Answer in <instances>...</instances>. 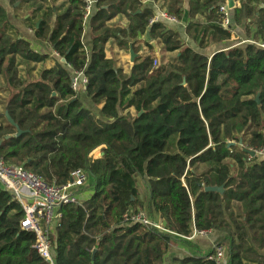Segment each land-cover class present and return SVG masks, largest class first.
Returning a JSON list of instances; mask_svg holds the SVG:
<instances>
[{"label":"trees","instance_id":"trees-1","mask_svg":"<svg viewBox=\"0 0 264 264\" xmlns=\"http://www.w3.org/2000/svg\"><path fill=\"white\" fill-rule=\"evenodd\" d=\"M11 1L19 3L15 11L28 12L26 27L64 65L45 69L48 56L20 38L0 7V78L15 92L6 105L15 126L0 118V159L49 185H64L75 171L92 182L86 202L61 211L55 264H164L174 237L123 223L125 214L142 208L138 179H146L149 203L166 230L182 237L216 232L217 246L227 247L226 264H264V51L249 44L208 58L153 22L146 0H95L87 52L83 0ZM153 1L181 20L182 0ZM234 1V23L248 21L247 34L262 40L264 0ZM224 2L189 0L186 33L199 48L230 40L221 26ZM116 16L128 24H110ZM146 34L159 60L145 40L146 52L123 75L106 45ZM72 73L85 76V97L101 119L71 90ZM21 218V208L0 188V264H46L33 250L35 236L19 229ZM208 255L173 263L214 264Z\"/></svg>","mask_w":264,"mask_h":264},{"label":"built area","instance_id":"built-area-1","mask_svg":"<svg viewBox=\"0 0 264 264\" xmlns=\"http://www.w3.org/2000/svg\"><path fill=\"white\" fill-rule=\"evenodd\" d=\"M83 1L85 8L82 21L86 25L95 11V0ZM220 12L224 17L221 26L229 32L228 11L221 7ZM161 20L175 21L158 8V16L154 17L153 22H161ZM251 44L264 51V38L256 43L251 42ZM66 67L68 70L70 69L68 65ZM86 85L87 80L83 73H72L70 88L75 94L85 93ZM260 155L263 156L264 153L262 152ZM88 180L87 174L75 171L69 175L68 181L64 185H49L40 177L26 171L23 166L8 164L0 159V188L8 193L21 208L22 218L19 222V229L35 236L33 250L46 264H55L53 236L62 218L61 211L63 207L79 205L77 194L83 190ZM122 219L124 224H139L184 242H193L197 238L207 237L211 233V231L193 230L187 237L178 236L166 230L164 226L152 222L140 211L135 214H125ZM207 260L214 264H226L225 248L215 246L212 254L207 256Z\"/></svg>","mask_w":264,"mask_h":264},{"label":"crops","instance_id":"crops-1","mask_svg":"<svg viewBox=\"0 0 264 264\" xmlns=\"http://www.w3.org/2000/svg\"><path fill=\"white\" fill-rule=\"evenodd\" d=\"M152 1L153 0H148V1L146 0V2L143 1L142 6L144 8L146 7L151 8L154 11V17L155 16L157 17L159 7H157L156 3ZM224 3L225 4L223 5V7L227 9L229 15V21H230L229 32L231 34V38L230 40L220 41V42H212L211 40H209L207 42V46L204 49L199 48L198 43L195 41V39L192 36V33L189 35H187L186 33V27L191 22V20L188 18L189 0H182L181 8L183 11L182 14L183 16L180 21L168 22L165 20H161V23H163L168 30L175 32L179 36L180 41L186 48H189L197 52L198 54L204 55L208 58H211V56L216 52L228 51L231 49H242L245 46L251 44V42L256 43L261 41L260 40L261 38L255 41L250 35L247 34L246 25L248 21L241 23L240 25H236L234 23L233 11L234 9L239 7V4L234 1L233 2L234 8L232 10H228L227 8L229 4L228 0H225ZM0 7L5 10L9 25L18 31V33L20 34V38L24 41H27L31 45L32 50L37 54L48 56L49 59L44 63L45 69H49L53 67L55 63H58L62 66L64 65L62 60H60L58 56L52 51L49 44L47 42H41L36 40L33 32L26 27L25 22L29 17V14L26 10L15 11V8L17 7H14V5L12 6L11 0H0ZM54 22L55 19L52 20V23L50 25L51 28L54 25ZM193 22H198L200 24H203L204 19L201 17H195L193 19ZM88 25L89 23L85 25V29L82 35V43L87 52L90 50L92 44L91 32ZM118 25L126 26V24H123V22L118 23ZM108 46L109 43L106 45L108 58L114 61V63L115 62L117 63L119 60L122 62L124 59V54H122L119 50H113L114 54L111 55V53L108 52V48H109ZM130 59L131 58L129 57V60ZM130 64L131 65L129 67L128 75H130L131 67L133 65L132 62ZM118 65L119 64H117V66ZM120 70L124 71V69H120ZM0 81L1 83H3L1 78ZM78 95L82 96L81 98H79V101L82 103L84 108L88 111H91L97 118L101 119V115L99 113L100 110L99 107H95L85 97V93ZM84 99L86 102H84ZM136 186L138 190V199L142 203V208L140 209V212H142L152 222L165 227L164 222L154 212L153 207L149 203L150 195L147 190L146 179H138ZM88 189L89 188H87L86 191H82L81 193L77 194L79 204L86 202L91 197L93 190L91 189L89 192H87ZM220 237L221 236L218 233L211 232L210 235H208L207 237L197 238L193 242H184L180 239L173 238L174 243L170 245L169 251L167 255L164 257V264H170L176 259L182 260L184 258L204 257L213 251L214 247L217 246Z\"/></svg>","mask_w":264,"mask_h":264},{"label":"rangeland","instance_id":"rangeland-1","mask_svg":"<svg viewBox=\"0 0 264 264\" xmlns=\"http://www.w3.org/2000/svg\"><path fill=\"white\" fill-rule=\"evenodd\" d=\"M59 2H58V4H59ZM159 4L156 3L157 7L160 6ZM126 20L127 19L125 17L123 18V16H116L110 22V24L118 25V23L123 22V24L127 25L128 21H126ZM120 42H123V43L128 44V45L125 48H120L119 47V43ZM144 43H145V39L143 37H138V39H136V41H133V42L132 41L128 42L126 39H122V38L118 39L117 42L109 41V46H108L109 48L108 47L107 48H108V52H110L111 55L114 54L113 50H119L122 54H124V59H123L122 62L119 60L117 63L116 62L114 63L115 67L117 69H124V71H122L123 75L129 76L128 72H129V67L131 65L130 63L132 62V64H133L134 60L136 58H138V56H140L141 54H144L146 52V48H145ZM135 51H137V53ZM129 57L131 58L130 60H129ZM117 64H119V65L117 66ZM33 79H35V78H33ZM14 94H15L14 91L10 90L5 84L1 83V81H0V118L3 121L7 122L11 126H12V124L9 122V120H7V117H6V107H7L6 105H7V102L9 101V99H11V97ZM77 97L79 99L82 96L81 95H77ZM84 102H86L85 99H84ZM10 164L19 165L16 162H10ZM91 187H92V183H91V179H90V180H88L86 186L84 187V189L82 191H86V189L89 188L87 190V192H89L92 189ZM54 237H55V234H54ZM54 237H53V241H54ZM223 247L227 251V247L225 245H223ZM170 264H174V263L171 262Z\"/></svg>","mask_w":264,"mask_h":264},{"label":"water","instance_id":"water-1","mask_svg":"<svg viewBox=\"0 0 264 264\" xmlns=\"http://www.w3.org/2000/svg\"><path fill=\"white\" fill-rule=\"evenodd\" d=\"M233 2H234L233 0H228V3H229V4H228V7H227L228 10H232V9L234 8V3H233ZM18 5H19V3H16V4H14V7H17ZM145 40H146V42H149V43H150V45H151V47H152V49H153V52H154V54H155V58H156L157 60H159L158 48H157V46H156L154 43L150 42V39H149L148 34H146V38H145ZM62 62L64 63L63 60H62ZM53 96H54V95H53ZM256 102H258V100H256ZM6 117H7V120H9V122L12 124V126H15V125L13 124V122L10 121L7 112H6ZM17 135H20V131H17ZM5 139H6V140L9 139V137H6ZM247 153H248V155H249L250 157H254V156H255L254 152L247 151ZM205 191H206V192H217V193H222V189H221V188H206Z\"/></svg>","mask_w":264,"mask_h":264}]
</instances>
